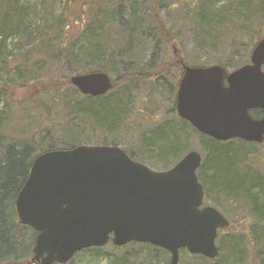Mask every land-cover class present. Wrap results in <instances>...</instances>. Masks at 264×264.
Wrapping results in <instances>:
<instances>
[{
	"label": "trees",
	"instance_id": "trees-1",
	"mask_svg": "<svg viewBox=\"0 0 264 264\" xmlns=\"http://www.w3.org/2000/svg\"><path fill=\"white\" fill-rule=\"evenodd\" d=\"M103 1H80L81 6L72 13L76 22L71 25L67 8L78 0H0V103L12 101L11 89L31 85L37 86L38 93H50L52 101L32 106L45 112L42 138L35 134L25 140L8 137L0 110V264H25L31 253L32 242L27 240L32 230L17 224L13 202L34 157L81 144L118 146L119 135L136 110V99L149 98L158 86L170 101L175 99L182 69L167 49L179 44L184 33L181 25L173 34L159 17L171 9L168 0H109L111 7L106 8ZM85 7L89 11L86 17ZM183 7L178 19L183 25L192 24L188 32L192 44L201 50L204 62L200 66H225L228 60L219 56L222 47L251 52L264 36V0H192ZM113 29L115 37L109 39ZM243 58L239 57L241 62ZM247 62H239L235 68ZM97 71L114 77L107 94L83 96L71 86L70 77ZM143 86L154 87L142 96ZM167 114L171 119L149 133L145 131L140 146L125 152L134 161L165 171L189 152L190 139H196L202 155L197 174L205 200L215 208L222 201L234 207L244 205L250 217L246 223L238 214L243 225L233 229L230 221L228 228L220 231L226 234L217 238V260L195 255L192 264H241L249 256H254L256 264H264V175L249 165L255 149L248 145H257L238 139L218 142L177 118L173 106ZM250 115L262 116L260 110ZM55 117L62 121L51 129ZM131 245L145 248L143 264H153L151 255L162 253L166 255L164 264L169 262V254L162 249ZM102 250L88 249L80 254L100 257ZM119 264L131 261L124 255Z\"/></svg>",
	"mask_w": 264,
	"mask_h": 264
},
{
	"label": "water",
	"instance_id": "water-1",
	"mask_svg": "<svg viewBox=\"0 0 264 264\" xmlns=\"http://www.w3.org/2000/svg\"><path fill=\"white\" fill-rule=\"evenodd\" d=\"M249 59L233 72L222 65H183L177 117L219 142L263 143L264 36ZM70 84L91 97L113 88L100 71L76 74ZM254 110L262 117L253 118ZM201 163L200 153L191 150L169 170L156 172L113 145H78L34 157L14 200L18 223L36 232L31 262L66 264L83 249L108 243L152 245L170 254L169 264H178L180 250L217 260L218 231L229 220L204 206L196 174Z\"/></svg>",
	"mask_w": 264,
	"mask_h": 264
},
{
	"label": "rangeland",
	"instance_id": "rangeland-1",
	"mask_svg": "<svg viewBox=\"0 0 264 264\" xmlns=\"http://www.w3.org/2000/svg\"><path fill=\"white\" fill-rule=\"evenodd\" d=\"M82 0H78V2L72 6L67 8V10L70 11L68 21L72 25L76 21L72 13H75V10L78 7L81 6ZM103 1V0H102ZM151 0H148L150 2ZM177 0H168L171 9L169 11H162L160 13L159 17L164 22V25L167 29H169L173 34H175V31H177L179 26L182 25V31L183 35L180 37L181 42L179 44L173 45L178 49V53L175 58L176 59H182V61H185L189 65H193L196 67H199L200 64L203 61V57L200 56V49H196L195 45L192 44V41L190 39V34L188 32V28H192V24L188 22L186 25H183L182 22L179 21L178 15L181 14V11L184 10L185 5H190V2L192 0H189L188 2H185V0H179L180 4H176ZM176 2V3H175ZM111 1L105 0L102 3V7L106 8L111 7ZM149 5V3H148ZM101 7V8H102ZM84 16L86 17L88 15V9L84 8ZM113 33L109 34V39L115 37V29L112 30ZM123 46L126 45V42L122 43ZM222 47V52L219 54L220 58H223V60H228L226 62V65L224 66L225 69L228 72H233L235 70V67L237 64L244 63V60L246 62L249 60V50L248 51H240L237 50L236 52H231V48ZM231 49V50H230ZM237 49V48H236ZM173 47H169L167 49L168 54L173 53ZM244 56V58H243ZM243 58V61L239 59ZM202 65V64H201ZM210 65H217L216 63L210 64ZM264 69V68H263ZM112 78H114L112 76ZM154 86H143L140 88L141 95H147L150 93V88H153ZM37 86L31 85L28 88H13L11 97L12 101L3 102L0 103V110L4 116L3 120H5V125L8 128L6 130V135L8 137L12 136L14 138H18L19 140H25L32 137L33 134L37 135V137L42 138L44 128L46 127V124L44 123L45 120V112L39 111L38 109H33L32 106L44 102L45 104H52V101H49V98L51 96L50 93H38L36 90ZM153 94L149 95V98H138L135 101V109L133 111V115L129 118V122L126 123L125 127L123 128V133L119 135L120 141L118 146L121 149H127L128 151H133L135 148H138L141 144V135L146 131L149 133V130H152L156 128L157 125L163 124V121L169 118L170 116L167 114V112L172 108L174 104V100L170 101L167 96H165V93L162 92V87H154ZM7 98V100H9ZM144 98V99H143ZM60 117H55L54 124L51 126V129L56 124H59L61 122ZM49 125V124H48ZM47 125V126H48ZM56 130V127L54 131ZM59 132V130L57 131ZM189 143V150H196L198 151V141L196 139H190ZM110 141V140H109ZM239 144L238 142H236ZM83 145V144H81ZM91 145V144H89ZM88 145V146H89ZM94 146H101L100 144H92ZM251 149H255V153L251 155V161L250 166L254 169H257L258 171H261V173L264 175V143L258 146H251ZM242 147V146H241ZM241 151V150H240ZM200 152V151H198ZM147 166L150 167L153 171L157 172V168L153 166V164L146 163ZM160 171V170H158ZM205 204L211 206V203L208 201H205ZM239 207H234L228 205V203H225L224 201L221 202L220 207H218L219 210L223 213L224 217L229 219L231 222H233L232 228L236 229L239 225H243V222L238 221L237 215L240 214L242 218H244V222L249 223L250 217L248 216V208H246L244 205H238ZM213 207V206H212ZM242 207V208H241ZM226 232L220 233L219 237H224ZM27 237V236H26ZM33 237V234L30 236ZM31 238L27 240L28 243L33 242L34 238L31 241ZM219 241L217 243V246L219 247ZM32 250V246H31ZM154 253V251H152ZM151 253V254H153ZM32 253H30L31 255ZM146 254L145 248L142 247V245L134 246V245H127L126 247L122 248H114L112 245L106 246L101 251L100 257H95L93 253H83L78 254L74 257V260L72 263L69 264H119L120 259L124 255L126 258L130 259L131 264H143L142 259L144 258ZM248 254V253H247ZM249 256V255H248ZM166 255L162 253V255H159L156 257V255H151V259L153 261V264H164ZM138 258V259H137ZM158 258V259H157ZM192 255L187 253L186 251L184 254H180L179 262L178 264H192ZM29 257L26 259L28 260ZM157 259V261L155 260ZM140 260V261H139ZM224 259H222V262ZM27 262V261H26ZM25 262V263H26ZM225 263V262H224ZM233 264V263H231ZM241 264H256V261L254 260V256L247 257L246 260L242 261Z\"/></svg>",
	"mask_w": 264,
	"mask_h": 264
},
{
	"label": "flooded vegetation",
	"instance_id": "flooded-vegetation-1",
	"mask_svg": "<svg viewBox=\"0 0 264 264\" xmlns=\"http://www.w3.org/2000/svg\"><path fill=\"white\" fill-rule=\"evenodd\" d=\"M171 47H173V54L175 55V54H177L178 53V49H176V47H175V49H174V46L172 45ZM178 62V61H177ZM180 63V65H181V67H182V63L181 62H179ZM183 69V68H182ZM182 76V75H181ZM15 218H16V216H15ZM16 221H17V219H16ZM18 224V223H17ZM18 225H20V224H18ZM20 226H22V225H20ZM23 227H25V226H23ZM27 227V226H26ZM29 228V227H28ZM30 229V228H29ZM31 234H32V232H31ZM30 236V235H29ZM32 245H33V243H32ZM32 256L30 255V257H29V259H28V261H30V258H31ZM27 263V262H26Z\"/></svg>",
	"mask_w": 264,
	"mask_h": 264
}]
</instances>
